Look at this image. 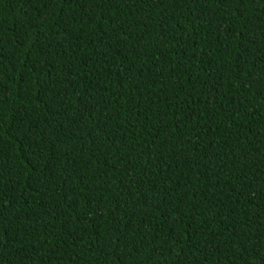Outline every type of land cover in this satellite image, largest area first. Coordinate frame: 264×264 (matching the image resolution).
<instances>
[{
  "label": "trees",
  "instance_id": "16d2710c",
  "mask_svg": "<svg viewBox=\"0 0 264 264\" xmlns=\"http://www.w3.org/2000/svg\"><path fill=\"white\" fill-rule=\"evenodd\" d=\"M0 264H264V0H0Z\"/></svg>",
  "mask_w": 264,
  "mask_h": 264
}]
</instances>
